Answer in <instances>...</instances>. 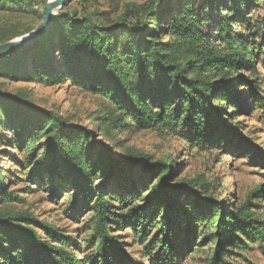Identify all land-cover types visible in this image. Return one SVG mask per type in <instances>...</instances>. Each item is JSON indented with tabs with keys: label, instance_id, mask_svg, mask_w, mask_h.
I'll use <instances>...</instances> for the list:
<instances>
[{
	"label": "trees",
	"instance_id": "1",
	"mask_svg": "<svg viewBox=\"0 0 264 264\" xmlns=\"http://www.w3.org/2000/svg\"><path fill=\"white\" fill-rule=\"evenodd\" d=\"M258 1L149 0L111 24L99 19L105 13L91 12L92 0H67L43 36L0 58V79L9 83L68 84L103 101L93 129L0 86V145L19 155L0 150V264H88L68 232L5 208L47 182L50 198L71 189L73 206L90 209V264H139L121 242L125 236L116 235L122 232L133 231L141 244L151 238L149 251L174 253V261L208 248L207 264L264 244L263 184L243 202L228 203L203 175L181 179L178 164L133 152L120 157L98 140L112 129L153 131L184 140L192 152L229 148L264 167V149L237 121L257 107L264 116V86L255 78L264 30L248 18ZM204 7L218 16L211 26ZM44 13L34 12L37 26ZM122 20L126 30H119ZM3 157L28 182L24 197L13 190L17 174Z\"/></svg>",
	"mask_w": 264,
	"mask_h": 264
},
{
	"label": "rangeland",
	"instance_id": "2",
	"mask_svg": "<svg viewBox=\"0 0 264 264\" xmlns=\"http://www.w3.org/2000/svg\"><path fill=\"white\" fill-rule=\"evenodd\" d=\"M49 0H0V41L10 38L12 35L33 30L40 21L34 12L43 15ZM149 0H92L91 12L98 11L106 15H99L101 21L113 24V20L122 17L126 9L140 8ZM202 6L201 0H192ZM260 8L250 11L249 19L256 23V30H264V26L257 22L264 20V0H259ZM76 3H74V6ZM257 6V5H256ZM255 5H253V8ZM201 15L205 20H211V26L218 16L209 7L202 9ZM261 22V21H260ZM119 30H126L127 24L121 21ZM29 34V33H28ZM20 37V36H19ZM17 37V38H19ZM14 40V39H13ZM261 45L255 51L257 75L264 86V40H259ZM0 86L13 94L30 100L38 108L52 111L69 119L72 125L86 126L95 129L96 119L101 117L103 101L98 97L85 93L68 84L57 87H45L32 83H9L0 79ZM234 111V110H232ZM240 129L243 134L252 139L256 145L264 149V116L262 110L257 107L253 113L241 112L237 116ZM1 132V131H0ZM110 137L98 133V140L112 148L117 156L122 157L126 152L145 154L153 160H163L169 164L182 166L181 179H192L199 175L205 176L209 182H214L217 188V197L228 203L243 202L248 193L255 186H264V167L253 165L250 159L240 157L229 148L224 150H212L207 152H192L188 143L177 137H161L153 131L131 132L111 130ZM0 150L7 155L14 156L17 152L12 148L2 147ZM5 156V155H3ZM21 157V156H20ZM2 164L9 172L17 174L13 190H20L19 196H25V187L28 185L19 173V168L14 169L10 159L3 157ZM24 180L21 182L20 180ZM10 177L7 175L4 182ZM50 182H47L49 187ZM41 186L33 190L26 197V201L9 203L5 208H11L15 212L31 213L41 221L56 226L68 232L76 238L75 243L82 245L84 252L81 259H86L90 264L91 252L87 246V240L92 228V213L85 206L76 209L71 197L72 190H66L63 198H50L45 188ZM264 189V188H263ZM264 216V201L261 202ZM155 232L152 233V236ZM117 236H125L121 242L128 244V252L139 264H207L209 256L208 248H200L193 254L186 256L182 261H174L176 254L161 252L159 248L150 252L151 238L144 244L140 243V236L132 232H122ZM172 252V251H171ZM234 257L225 260V264H264V244H252L246 252L235 253ZM179 259V258H177ZM157 260V261H155Z\"/></svg>",
	"mask_w": 264,
	"mask_h": 264
},
{
	"label": "water",
	"instance_id": "3",
	"mask_svg": "<svg viewBox=\"0 0 264 264\" xmlns=\"http://www.w3.org/2000/svg\"><path fill=\"white\" fill-rule=\"evenodd\" d=\"M66 2L67 0H49L45 8L43 22L29 34L11 40L7 43L0 44V58L17 53L27 48L33 42L43 36L48 30L52 20L59 14Z\"/></svg>",
	"mask_w": 264,
	"mask_h": 264
}]
</instances>
